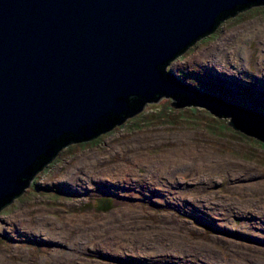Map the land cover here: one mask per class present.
<instances>
[{
    "label": "rangeland",
    "instance_id": "rangeland-1",
    "mask_svg": "<svg viewBox=\"0 0 264 264\" xmlns=\"http://www.w3.org/2000/svg\"><path fill=\"white\" fill-rule=\"evenodd\" d=\"M247 9L192 44L166 72L187 88L264 113V5ZM242 47L250 51L248 57H240ZM207 65L209 74L203 70ZM235 75L250 83L234 85L228 76ZM170 104L171 98L146 102L119 125L60 149L0 211V264H264V212L259 210L264 205V143L203 108L174 109ZM178 150L204 154L206 165L212 161L217 169L200 176L184 171L175 175L184 193H151L126 183L118 193L102 180L86 182L83 195L57 187L67 172H75L74 180H84L87 163L99 158L106 159L97 168L101 170L130 166L131 155L161 159ZM146 167L139 166L136 176L125 179L150 174ZM45 218L62 234L65 225L75 224L72 235L79 241L98 233L94 242L100 249L88 245L89 251L80 250L82 246L65 243L69 237L54 239L34 231ZM8 223L16 228L13 234L3 228ZM120 232L125 236L116 245L113 238L122 237ZM68 253L75 256L67 258Z\"/></svg>",
    "mask_w": 264,
    "mask_h": 264
},
{
    "label": "water",
    "instance_id": "water-1",
    "mask_svg": "<svg viewBox=\"0 0 264 264\" xmlns=\"http://www.w3.org/2000/svg\"><path fill=\"white\" fill-rule=\"evenodd\" d=\"M262 1L0 0V206L27 188L61 140L119 125L109 118L129 111L131 97L146 99L132 116L171 98L174 109L203 108L264 143V113L166 72L227 14Z\"/></svg>",
    "mask_w": 264,
    "mask_h": 264
},
{
    "label": "bare ground",
    "instance_id": "bare-ground-1",
    "mask_svg": "<svg viewBox=\"0 0 264 264\" xmlns=\"http://www.w3.org/2000/svg\"><path fill=\"white\" fill-rule=\"evenodd\" d=\"M214 51H216L214 49ZM240 57H248L250 55V51L246 50L244 47H242L239 50ZM204 72L209 74L208 72L211 71V66L207 65L204 67ZM211 77V76H210ZM233 77L234 85H237L238 82L241 84H249L245 83L242 80V77L235 75V76H228ZM226 77V79L228 78ZM259 78V77H257ZM230 82V81H229ZM181 150H178L175 154H166L161 159H149L145 158L143 155H131L130 156V166L126 165H115L113 167H104L101 170H98L97 168L99 165L105 164L106 159L105 158H99L95 160L93 163H87V167L85 166V172H84V180L78 179L74 180L76 178L75 172L70 174L69 172L66 173L65 179H60V181L56 182L58 189L65 190L66 192L71 193H78V195H83L85 192V186L86 182H90L91 180H102L108 182L113 188L111 191L120 192V188L124 187L123 183H126L130 186H141L144 190H149L151 193H155L157 191H162L165 193H184V189L179 188V183L177 179L175 178V175H178L181 171H184L186 173H189L191 175L200 176L201 174H204L205 172L215 171L217 169V165L212 161H209V163L206 165V163L203 161L205 160L206 156L204 154H198L196 151H190V153H186L184 155L183 153H180ZM180 153V154H177ZM194 159H197L199 161V164L194 166V164L197 163V160L188 163L187 161H192ZM203 161V162H202ZM141 166H147L146 171L153 175L154 180H152V177L150 174H146L137 180H126L125 178L129 176H136V169ZM84 167V165H83ZM94 169H97L96 172H94ZM101 184L100 182H98ZM158 186V188H157ZM262 187V186H260ZM57 188L55 187V190ZM54 190V191H55ZM107 191V190H106ZM109 192V191H108ZM55 193V192H52ZM177 198L170 199L171 201H174ZM179 200V199H177ZM181 200V199H180ZM21 202H23L22 199H20ZM182 206V204H179V207ZM185 206V205H184ZM184 211L190 212V209L188 207L181 208ZM260 212H264V205L259 208ZM16 215H19V213H16ZM47 218L43 219L42 222H40L36 227H33L34 231H41V235H46L54 239H63L66 238L64 241L68 246L72 245H78L82 246L83 248H78L80 250L89 251L88 245H91L93 247L92 250H99L100 248L95 247L94 239H98L99 234L96 233L93 237H89L88 235L85 236V238L82 241H79V238L77 239V235H72V229H77L75 224H72L69 228L66 229V232L62 234L61 228L55 223L48 224ZM6 223V221H4ZM4 224V223H3ZM5 229L10 230V234H13L16 231V228L13 224L8 223V226L5 225L3 227ZM253 230L252 227H249L246 229V231ZM45 231V232H44ZM85 231V230H84ZM4 232V231H3ZM249 232L243 231L244 234H248ZM17 233V232H16ZM36 233V232H35ZM20 235H24L25 233H19ZM119 234L122 235V237H115L113 238L116 245H119L121 241L124 238V232H120ZM257 237H261L260 235ZM109 239H106L108 241ZM103 241V240H102ZM99 241L101 245H106L107 243ZM70 244V245H69ZM94 245V246H93ZM77 246V247H78ZM189 249V248H188ZM72 253H68L66 256L71 257ZM75 256V255H74ZM190 260H186V263L184 264H190ZM174 264V263H173Z\"/></svg>",
    "mask_w": 264,
    "mask_h": 264
},
{
    "label": "trees",
    "instance_id": "trees-1",
    "mask_svg": "<svg viewBox=\"0 0 264 264\" xmlns=\"http://www.w3.org/2000/svg\"><path fill=\"white\" fill-rule=\"evenodd\" d=\"M254 5H256V4H250V5L246 6V7H243V9H241V10L237 9V10L234 12L233 15L227 14V16H226L223 20L231 19V18L234 17L235 14H238V12L246 11L247 8H249V7H253ZM258 5H261V6L264 5V1H262L261 3H258ZM247 10H248V9H247ZM220 22H222V21H220ZM219 24H220V23H219ZM145 101H146V99L143 98V97H131V98L129 99L130 110H129V111H125V112L121 115V117H125V116H128V115H132L134 112H136V109H137L140 105L142 106V104H143ZM109 119L112 120V119H114V117H110ZM102 129H103V128H102ZM99 132H101V130H100ZM74 142H75L74 139L65 138V139L61 140V142L59 143L60 145L58 146V149H63V148H65V147H67V146L73 144ZM58 149H57V151H58ZM56 153H57V152H56ZM53 158H54V156H52L51 159L48 158L47 161H45L44 163L39 162V163L42 164L41 168H43V167H44V166H45L50 160H53ZM39 163H38V164H39ZM41 168L38 169V170L36 171V173H37L39 170H41ZM17 198H18V197L14 198L11 202L15 201ZM10 204H11V203H6V202H4V203L0 206V211H2L4 208L8 207Z\"/></svg>",
    "mask_w": 264,
    "mask_h": 264
},
{
    "label": "flooded vegetation",
    "instance_id": "flooded-vegetation-1",
    "mask_svg": "<svg viewBox=\"0 0 264 264\" xmlns=\"http://www.w3.org/2000/svg\"><path fill=\"white\" fill-rule=\"evenodd\" d=\"M236 15H237V14H236ZM234 16H235V15H234ZM226 20H228V19H226ZM226 20H222V22H224V21H226ZM222 22H220V23H222ZM219 25H220V24H219ZM258 79H259V78H257V80H258ZM196 89H197V88H196ZM203 92H205V93H207V94H211V93H209V92H207V91H205V90H203ZM223 100H224V99H223ZM181 101H182L181 104H184V102H185L186 100L183 99V100H181ZM122 114H123V113H122ZM122 114H120L119 117H115V116H114V119H112V121H113L112 125H114V124L116 125L117 123L123 121L125 118L132 116L134 113H133L132 115H128V116H125V117H121ZM122 119H123V120H122ZM109 128H110V127H109ZM106 129H107V128L100 129L101 132H99V131H100V130H99V131H98V134L102 133V132L105 131ZM98 134H97V135H98ZM95 136H96V135H95ZM92 138H95V137L93 136V137H91V138H87V139H85V138H81V140H76V139H74V141H75V142H78V141H87V140H90V139H92ZM75 142H74V143H75ZM65 148H66V147H65ZM59 150H60V149H58V151H59ZM58 151H57V152H58ZM56 154H58V153H56ZM55 156H56V155H55ZM46 166H47V164H46L43 168H41V169H44ZM22 192H23V191H22ZM22 192H21V194H22ZM19 196H20V195H19ZM19 196H18V197H19ZM65 226H66V229L69 228L68 225H65Z\"/></svg>",
    "mask_w": 264,
    "mask_h": 264
}]
</instances>
